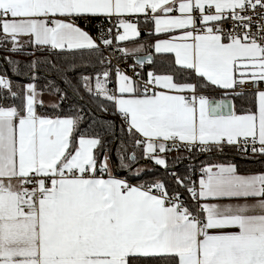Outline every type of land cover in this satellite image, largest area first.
<instances>
[{
    "label": "snow or ice",
    "instance_id": "1",
    "mask_svg": "<svg viewBox=\"0 0 264 264\" xmlns=\"http://www.w3.org/2000/svg\"><path fill=\"white\" fill-rule=\"evenodd\" d=\"M0 264H264V0H0Z\"/></svg>",
    "mask_w": 264,
    "mask_h": 264
}]
</instances>
